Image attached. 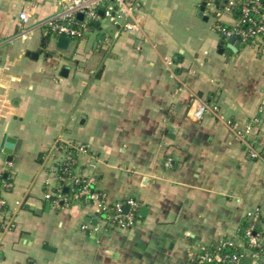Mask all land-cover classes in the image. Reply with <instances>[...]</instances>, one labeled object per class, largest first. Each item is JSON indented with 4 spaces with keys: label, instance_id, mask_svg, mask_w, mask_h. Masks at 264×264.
I'll return each mask as SVG.
<instances>
[{
    "label": "crops",
    "instance_id": "crops-1",
    "mask_svg": "<svg viewBox=\"0 0 264 264\" xmlns=\"http://www.w3.org/2000/svg\"><path fill=\"white\" fill-rule=\"evenodd\" d=\"M143 2L142 32L98 26L62 50L41 29L20 35L22 11L34 27L56 0H0V137L17 139L12 161L0 155V224L12 223L0 264H198L254 219L264 240V57L241 44L220 53L203 0ZM196 97L217 114L193 120ZM57 141L85 146L75 172L107 204L137 201L130 228L65 191L59 205L46 197L60 190Z\"/></svg>",
    "mask_w": 264,
    "mask_h": 264
},
{
    "label": "built area",
    "instance_id": "built-area-1",
    "mask_svg": "<svg viewBox=\"0 0 264 264\" xmlns=\"http://www.w3.org/2000/svg\"><path fill=\"white\" fill-rule=\"evenodd\" d=\"M206 8L215 16V31L224 38L236 35L240 44L254 48L264 57V0H203ZM56 12L40 21L36 26L29 25L30 14L22 11L19 15L22 20V30L20 35L28 37L35 29H41L48 36H67L70 39H82L92 33L95 27H113L116 35L122 32L140 33L143 31V0H56ZM102 11V14L100 13ZM84 15L81 19L78 16ZM97 22V24H95ZM3 45L0 42V48ZM218 106L210 104L206 99L196 97L190 109V117L201 120L207 113L217 114ZM249 132V131H248ZM60 142L57 141V144ZM56 146L62 153L57 170V181H65L70 185L75 180L85 177L75 172L76 159L70 156L69 148H74L76 153L84 151V145L60 143ZM245 145L249 149L250 156L260 157V153L245 139ZM70 163L74 164L69 165ZM72 170V171H71ZM86 184L79 194L85 203H97L99 213L107 209L110 205L106 203L102 194L91 192L90 186L97 183L95 177H86ZM8 187V183H4ZM46 197L53 198L54 205H59L60 201H67L68 196L61 189L56 193H47ZM5 205V201L0 202V211ZM115 213L110 214L106 219L107 225L116 226L120 229H128L135 223V212L133 208L137 206L134 198H129L125 202L114 203ZM128 207L129 212L124 209ZM10 220H5L0 224V229L8 230L12 227ZM82 228H87L83 224ZM245 236L241 243L233 240L224 241L218 246L216 251H209L202 247L199 255V264H220L230 261L233 264H241L246 255L253 258V264H259L264 253L263 233L258 230L256 220L248 222L245 229ZM225 245H237L239 249L231 255H222L221 248Z\"/></svg>",
    "mask_w": 264,
    "mask_h": 264
},
{
    "label": "water",
    "instance_id": "water-1",
    "mask_svg": "<svg viewBox=\"0 0 264 264\" xmlns=\"http://www.w3.org/2000/svg\"><path fill=\"white\" fill-rule=\"evenodd\" d=\"M206 11V2H203V4L201 5V8H200V16H203L204 15V12ZM102 14V11L100 12ZM79 18L83 19L84 18V15L83 14H80L78 16ZM205 19H207V17H205ZM97 24V22L95 23ZM105 39V35H100L99 36V40H104ZM72 39H70L69 37L67 36H59L56 40V47L58 49H62V50H65L68 48L69 44L71 43ZM239 45H240V40L239 38L236 36V35H233L229 38H222L221 42H220V50L219 52L220 53H224L225 50H226V47L231 49L233 52H237L238 51V48H239ZM43 51L42 50H39L37 52H28V55H32V57L34 59H38L39 56L41 55ZM50 57V55H46V58ZM64 74L67 73V71L69 70L68 68L64 67ZM16 142H17V139L15 137H11L9 136L7 133H4L1 137H0V155L2 153L6 154L8 156V161H12L13 159V152H14V148L16 146ZM27 208H30V209H34L36 210L37 212H40V210L38 208H35L31 205H26ZM125 213H128L129 212V208L126 207L124 209Z\"/></svg>",
    "mask_w": 264,
    "mask_h": 264
},
{
    "label": "trees",
    "instance_id": "trees-1",
    "mask_svg": "<svg viewBox=\"0 0 264 264\" xmlns=\"http://www.w3.org/2000/svg\"><path fill=\"white\" fill-rule=\"evenodd\" d=\"M69 152H70V156L76 159L77 153L76 150L74 148H69ZM69 165H74L72 163H70ZM72 171V170H71ZM83 179L75 180L74 182H72L70 185H67L65 183V181H59V187L58 189H61L62 191H65L68 195H70L71 197V202H74L75 200L78 199H83L84 197L81 196L79 194L80 190L82 189V187H84V185L86 184V181ZM90 190L91 192H95V193H99L101 194L100 190L94 186L91 185L90 186ZM115 208L113 206H109L107 209L102 210L100 212L101 217H103L104 219L109 218L110 214L115 213ZM248 224L244 225V230H243V236H245V229L247 228ZM209 251H216V249H210V248H206ZM239 249V247L237 245H225L223 248H221L220 252L222 253V255L226 256V255H231L236 252ZM201 254V252H199V255ZM199 262V256L197 258V263ZM199 264V263H198ZM220 264H233L230 261H225V262H221Z\"/></svg>",
    "mask_w": 264,
    "mask_h": 264
},
{
    "label": "rangeland",
    "instance_id": "rangeland-1",
    "mask_svg": "<svg viewBox=\"0 0 264 264\" xmlns=\"http://www.w3.org/2000/svg\"><path fill=\"white\" fill-rule=\"evenodd\" d=\"M214 20H216V19H215V17L212 15V16H210V21H208V22H209V23H210V22H214ZM215 24H216V22L214 23V25H215Z\"/></svg>",
    "mask_w": 264,
    "mask_h": 264
}]
</instances>
